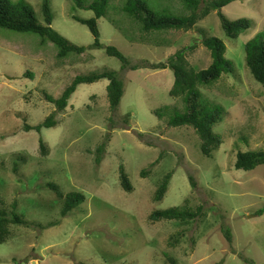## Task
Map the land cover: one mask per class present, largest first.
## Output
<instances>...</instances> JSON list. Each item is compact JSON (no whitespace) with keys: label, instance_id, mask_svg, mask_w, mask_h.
Returning a JSON list of instances; mask_svg holds the SVG:
<instances>
[{"label":"rangeland","instance_id":"374dc122","mask_svg":"<svg viewBox=\"0 0 264 264\" xmlns=\"http://www.w3.org/2000/svg\"><path fill=\"white\" fill-rule=\"evenodd\" d=\"M23 1L45 25L43 0ZM144 1L155 11L186 13L180 0ZM50 6L54 30L77 46L94 43L89 28L75 20L90 19L93 11L76 10L71 0H50ZM123 6L125 0H112L98 21L101 43L119 49L131 65L147 66L137 71L123 70L105 49L60 59L59 49L39 35L0 29V197L6 204L15 201L19 214L32 223L11 226L9 240L0 244V264H264V214L257 215L264 209V165L249 172L235 168L239 152L264 151V89L247 68L245 53V45L264 34V0L236 1L224 9L231 21H252L236 40L226 37L212 13L189 32L152 34L146 45L136 42L139 27ZM205 36L225 42L236 73L201 88L203 98L224 109L223 121L213 128L223 145L212 157L202 153L193 128L169 127L174 109L185 104L170 95L173 71L152 68L196 43L188 60L197 70L207 69L212 59L201 42ZM105 70L116 71L125 85L117 109L110 107L108 80L80 85L61 113L46 100V95L60 98L76 76ZM53 113L57 126L25 132ZM101 146L105 153L97 163ZM121 166L132 193L121 186ZM168 173H173L168 193L155 203ZM49 183L86 200L63 217L65 200L47 188ZM187 200L193 208L203 207V221L150 219L153 212Z\"/></svg>","mask_w":264,"mask_h":264},{"label":"trees","instance_id":"16d2710c","mask_svg":"<svg viewBox=\"0 0 264 264\" xmlns=\"http://www.w3.org/2000/svg\"><path fill=\"white\" fill-rule=\"evenodd\" d=\"M74 8L86 11H93L94 17L82 19L75 17V20L87 26L94 37V43L89 47L77 46L71 43L67 38L54 30L53 14L50 6V0H43L42 13L45 25L39 22L34 8L27 2L19 0H0V29L18 32L33 33L39 35L43 40H47L59 49L58 58H67L70 54L83 55L88 50L105 49L109 56L115 57L122 62V69L137 71L147 66L131 65V61L119 49L114 46L105 47L101 43V32L98 21L104 18L112 7V0H71ZM185 9V14L174 15L171 12L162 10H153L144 0H125L122 12L127 14L134 25L139 27L141 33L140 39L136 42L148 44V37L152 34H159L170 31L189 32L200 22L205 20L212 13H217L220 19L221 27L228 39L236 40L241 34L252 28V21L239 19L229 20L224 14V9L236 1L245 0H180ZM202 39V38H201ZM202 45L210 52L212 63L204 70L195 69L189 62L188 56L193 53L198 44L185 47L170 57L166 63L153 65L154 70L170 69L174 73L175 82L170 95L185 104L184 109H174L173 115L168 122L171 128L191 127L195 130L200 139L202 153L207 157H212L223 145L221 136L215 134L213 128L220 124L224 118V109L203 98L201 88H208L210 85L220 81L224 75H235L234 63L227 59V46L224 41L217 37L205 36ZM246 66L253 75L254 79L264 89V34H259L245 45ZM32 74V73H31ZM31 74H28L31 76ZM101 80H108L107 96L111 109H117L121 104L125 94L124 82L119 78L116 71L105 70L103 72L90 73L89 75H78L73 82L65 89L62 96L55 99L53 96L46 95V100L55 105L59 113L64 112L69 106V102L77 89L82 84H93ZM162 111V110H160ZM159 111V112H160ZM158 111L156 113H159ZM56 114H51L43 123L37 126L27 125L25 132L36 131L41 133L43 129H50L57 126ZM246 142V141H245ZM247 143V142H246ZM40 149L43 157L48 156V149L45 142L40 140ZM105 153V147L101 146L97 150V163H100L102 154ZM161 159V157H160ZM158 160L157 162H159ZM264 165V151L239 152L235 168L238 171H253L259 166ZM121 186L127 193L134 191L128 173L124 166L120 167ZM17 172V169L15 170ZM173 173H168L159 183L157 191L153 197L155 203L163 201L168 193ZM193 188L197 183L190 177ZM47 188L53 190L57 196L65 200L62 210V216L67 217L75 209L79 208L86 198L80 193H69L65 195L61 188L53 183L47 184ZM187 200L183 206L174 207L167 210H157L153 212L150 219L157 222H175L180 224H190L198 220L203 221L205 213L202 206L191 207ZM264 209L259 210L257 215L262 216ZM18 212V205L14 201L11 204L0 197V244L6 243L11 236V226L18 225L26 228L32 227ZM228 242H232V234L229 229L224 230ZM175 237H180L175 236ZM179 243V239L175 240ZM173 242L172 247H176ZM248 264H255L253 261L246 260ZM174 264V262H173Z\"/></svg>","mask_w":264,"mask_h":264}]
</instances>
